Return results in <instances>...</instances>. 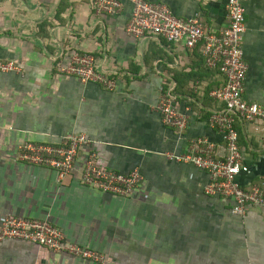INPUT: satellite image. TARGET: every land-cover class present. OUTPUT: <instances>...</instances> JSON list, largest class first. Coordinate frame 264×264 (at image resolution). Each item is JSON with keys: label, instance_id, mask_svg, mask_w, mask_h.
I'll use <instances>...</instances> for the list:
<instances>
[{"label": "crops", "instance_id": "1", "mask_svg": "<svg viewBox=\"0 0 264 264\" xmlns=\"http://www.w3.org/2000/svg\"><path fill=\"white\" fill-rule=\"evenodd\" d=\"M121 1V13L110 16L97 14L93 0H0V60L24 70L0 77V225L9 216L50 219L70 243L104 254V264H264V209L234 216L230 200L204 192L206 172L166 156L185 152L192 138L223 144L208 124L222 107L209 93L223 86V76L206 69L201 46L128 35L133 6ZM150 1L178 18L199 14L208 32L229 23L228 0ZM244 5V97L264 107V0ZM74 53L93 55L117 88L63 72ZM168 88L190 116L183 133L166 128L157 110ZM238 129V181L249 188L264 181V124ZM70 134H85L102 166L139 170L145 182L131 197H117L81 183V160L60 180L19 158L24 143L58 144ZM0 264L96 263L6 240Z\"/></svg>", "mask_w": 264, "mask_h": 264}, {"label": "built area", "instance_id": "2", "mask_svg": "<svg viewBox=\"0 0 264 264\" xmlns=\"http://www.w3.org/2000/svg\"><path fill=\"white\" fill-rule=\"evenodd\" d=\"M132 3V16L127 24V34L139 38H155L169 43L184 42L189 50L201 46L205 65L216 70L224 78L221 88L212 90L209 97L222 104L212 111L208 120L211 128L223 138V144L211 142L205 137L189 139L187 150L180 154L168 153L169 160L195 166L209 175L205 185L207 195L230 200L231 213L245 217L250 207L264 209V181L249 188L242 186L238 176L242 173L244 154L240 146L238 125L241 123L264 124V107L249 103L244 97L248 64L245 60L244 35L247 30L245 0H228L229 23L217 33L208 32L202 17L182 19L174 15L170 7L150 0H128ZM99 15H119L123 10L121 0H93ZM61 70L79 77L84 83H95L113 91L117 81L112 74L97 67L91 54L74 53L71 61ZM22 64L0 60V77L7 73H23ZM163 125L176 132L187 130L190 116L178 104L173 90L164 89L157 108ZM92 141L85 134H70L58 144L24 143L19 147L21 161L50 168L60 180L77 170V162H83L81 183L103 193L129 198L145 182L139 170L122 173L102 166L98 154L91 150ZM85 153V154H84ZM16 240L34 244L57 254H66L96 264L106 263V256L96 250L69 243L64 232L50 219L6 217L0 225V244Z\"/></svg>", "mask_w": 264, "mask_h": 264}, {"label": "trees", "instance_id": "3", "mask_svg": "<svg viewBox=\"0 0 264 264\" xmlns=\"http://www.w3.org/2000/svg\"><path fill=\"white\" fill-rule=\"evenodd\" d=\"M202 59H203V61H204V65H205V60H204V58H203V56H202ZM206 66V65H205ZM206 69L207 70H210V69H208L207 67H206ZM114 78H115V76H114ZM68 241V240H67ZM69 242V241H68ZM70 243V242H69ZM84 247V246H83ZM84 248H88V247H84ZM88 249H90V248H88ZM93 250V249H92Z\"/></svg>", "mask_w": 264, "mask_h": 264}]
</instances>
